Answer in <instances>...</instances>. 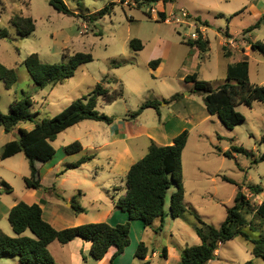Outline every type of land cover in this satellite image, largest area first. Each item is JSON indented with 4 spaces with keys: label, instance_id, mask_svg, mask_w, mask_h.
Segmentation results:
<instances>
[{
    "label": "rangeland",
    "instance_id": "obj_1",
    "mask_svg": "<svg viewBox=\"0 0 264 264\" xmlns=\"http://www.w3.org/2000/svg\"><path fill=\"white\" fill-rule=\"evenodd\" d=\"M64 1L77 15L59 12L49 0H0V24L9 31L7 38H0V62L17 72V82L11 89L0 80V112L8 113L12 101L30 94L31 111L39 112L36 118L52 117L73 100L91 93L99 82L110 90H122L123 96L110 104L102 97L98 100L97 109L112 116L113 125L85 120L59 134L54 143L56 154L52 162L60 161L61 169L64 162L92 157L81 167L67 170L63 183L54 180L53 174L45 176L46 185L55 181L61 189L52 202L71 210L69 198L77 196L82 207L94 211L109 205L112 199L117 201L126 187L127 169L142 154L134 151L132 157L116 163L114 155L126 145V140L110 143L113 132L123 131L130 136L131 142V138L140 136L139 144L147 147L149 141L145 135L148 131L156 132L153 129L157 127L161 144H164L165 137L194 127L196 122L197 127L188 129L190 137L183 153L185 203L205 221L218 226L226 216V202L221 201H227L228 193L234 187L224 181L223 176L243 185L251 201L259 203L264 198V190L253 195L247 185L261 184L264 188V160L261 159L264 153V102L256 100L252 107L238 105L237 110L245 120L230 129L218 115L208 112L203 96L193 92L194 85L185 82L184 78L197 72L200 79L220 84L226 80L228 63L247 59L251 81L264 84V53L253 50L250 44L256 40L264 41V19L260 27L246 31L262 18L264 0H174L165 5L166 11L162 2L141 5L135 0ZM107 5H112L110 12L96 20L90 19L91 14ZM182 8L191 16L190 23L180 25L174 20V14ZM161 12L166 13V21H157ZM237 12L240 13L235 15ZM16 15L32 16L36 30L29 36L20 37L12 22ZM193 32L209 39L205 53L184 42L192 39ZM133 38L142 40L143 50L136 52L130 47ZM76 52H90L94 60L81 65L64 83L43 89L37 87L23 64L32 53H38L43 62L60 63L66 60L64 54L70 56ZM227 53L230 56H226ZM157 58L162 62L153 69L149 63ZM175 93H181L183 97L171 103L164 101ZM147 100L161 101L162 120L154 108L145 109L136 118L131 117ZM21 126L30 129L34 123L23 122ZM19 135L18 126L6 133L0 125V152L7 140ZM76 140L83 144L84 150L62 160L64 146ZM234 146L243 147L248 153L236 152ZM226 150H232L235 157L225 156L223 151ZM28 169L27 159L23 160L21 156L15 160H0V228L12 236L15 233L4 212L13 202L23 199L28 189L22 173ZM59 175L63 177L61 173ZM2 179L11 183V193L2 186ZM174 190V186L169 190L168 206ZM165 209L172 216L170 208ZM166 221L173 232L149 231L150 250L156 244L159 249L170 246L179 250L193 245L199 238L193 215L189 220L173 217ZM138 235V230L131 229L132 247ZM234 239L221 246L228 260L212 264H243L250 259H254L255 264H264V259L252 255L250 242L240 236ZM137 262L146 261L137 258ZM0 264H18V261L14 257H2ZM150 264H166L165 257L154 258ZM170 264L178 262L172 257Z\"/></svg>",
    "mask_w": 264,
    "mask_h": 264
},
{
    "label": "trees",
    "instance_id": "obj_2",
    "mask_svg": "<svg viewBox=\"0 0 264 264\" xmlns=\"http://www.w3.org/2000/svg\"><path fill=\"white\" fill-rule=\"evenodd\" d=\"M139 4L174 2V0H135ZM50 4L59 12L68 15H77L64 0H49ZM113 5V4H112ZM111 5V6H112ZM106 7L91 14L90 19L96 20L110 12ZM240 12H237V15ZM152 18L151 14L148 13ZM160 20L166 21V13H160ZM264 14L256 23L246 29L247 32L261 26ZM12 22L20 37L29 36L36 30V21L32 16L16 15ZM208 23V22H207ZM9 31L0 24V38H7ZM196 46L202 53L208 50L209 40L199 37L197 40L184 41ZM253 50L264 53V41L250 42ZM130 47L139 52L144 49L141 39L133 38ZM230 56V54H226ZM65 61L60 63L43 62L38 53L30 54L23 62L27 67L34 83L43 89L50 85L64 83L73 77L78 68L94 60L90 52H76L70 56L64 54ZM162 62L161 58L150 61L149 66L157 69ZM0 80L4 81L7 89H11L17 82V72L13 67H7L0 62ZM185 82L194 85L193 92L203 96L207 110L212 115H218L227 128H234L245 120V116L237 110V106L245 104L253 106L256 100L264 102V84L254 83L250 79V63L241 59L228 65L226 80L220 84L202 80L197 72L188 74ZM123 96L119 89L110 90L99 82L94 90L78 99L73 100L61 112L52 117L36 118L38 111L32 112V97L25 94L22 99H15L9 106L6 114L0 112V125L10 133L17 125L23 122H33L31 129L20 128V135L3 145L0 157L2 160L24 152L30 167V175L25 177L27 187L40 189L42 185L41 169L53 159L56 148L53 142L58 135L68 128L85 120L114 122V118L97 109L100 97L110 104ZM181 93L173 94L166 103L180 100ZM147 108H154L162 116L161 101L147 100L131 114L136 118ZM190 131L183 130L173 140L172 144L162 145L151 140L147 153L134 162L126 175V194L121 196L116 205L129 213V220L125 223L112 225L108 222H90L63 229L55 228L43 216V209L39 203L19 201L9 211L8 220L15 235H9L0 228V258L15 257L20 264H60L49 249V245L58 240L62 244L81 237L91 241V255L93 258L103 259L111 247H116L113 259L121 255L130 245L131 221L141 220L146 227L153 225L156 219L160 220V228L165 225L166 203L169 190L174 186L175 192L171 195L170 210L173 217L189 220L193 215L195 231L201 242L185 247L182 250L180 264H208L216 257L219 247L236 237H242L253 244L252 254L256 258L264 259V198L261 203L252 202L244 191L243 185L235 180L223 178L236 184L238 192L232 206L227 207L224 220L216 226L205 221L196 210L185 203V185L183 171V153L189 141ZM84 149L83 144L76 140L64 147L68 154L79 153ZM234 151L248 153L243 147L234 146ZM229 158H234L232 150L223 151ZM92 156H83L76 162L67 163L64 172L76 169L87 163ZM264 160V153L262 155ZM258 161V160H257ZM3 185L11 192V185L2 180ZM247 188L253 195H259L264 190L261 184H249ZM79 194H82L80 191ZM71 206L76 213L85 211L77 196L71 200ZM30 231V234L27 232ZM167 251V248H163ZM149 254V247L145 241L140 242L136 250V257L145 259ZM243 264H255L250 259Z\"/></svg>",
    "mask_w": 264,
    "mask_h": 264
},
{
    "label": "crops",
    "instance_id": "obj_3",
    "mask_svg": "<svg viewBox=\"0 0 264 264\" xmlns=\"http://www.w3.org/2000/svg\"><path fill=\"white\" fill-rule=\"evenodd\" d=\"M163 5H164L165 11H166V6H165L164 3H163ZM234 62H236V61H234ZM229 64L230 63H228V65ZM228 65H227V69H228ZM160 120H162V116H161ZM113 123H112V125H113ZM197 125H198V123L195 122L194 125H193L194 127H190L188 129L191 131L192 129L197 127ZM17 126L19 127V129L20 128H24V127L21 126V123L19 125H17ZM153 130H155L156 132L148 131L147 134L145 135L146 138L149 141L147 143V147H146V145L143 146V144L142 145L139 144L138 140L140 139V136H135L134 138H131L132 139V142H131L130 141V136H128L123 131H121V132H119V131L113 132L112 135H111L112 140L110 138V141H109L110 143H116L119 140H122V141L126 140V145L124 147H122V149H120L118 151V153H115V155H114V157H117L116 163L117 162L120 163L121 160H125V159H128L129 157H132V155L135 153L134 151L141 152L140 154H142V155H140L139 159L142 158L147 153L149 145L151 143V140H155L157 143L160 142L159 144H161V140L159 139V136H158L159 135V133H158L159 131H157V127L154 128ZM158 130H159V128H158ZM180 132H181V130L177 131L176 133H174V134H172L170 136L165 137L167 140L162 145L172 144L174 138ZM13 139H16V138L12 137L11 140H13ZM11 140L10 139L7 140L4 144H6L7 142H9ZM55 141L53 142V144L55 143ZM134 141H135V143H134ZM130 142L134 144V146H133L134 148L131 147ZM145 148H147L146 151H144ZM69 155L70 154L65 152V156H64V158L62 160H65ZM20 156L23 158V160L27 159V157H26L24 152L17 153L16 155H14L12 157H9V159L10 160L11 159L15 160V159L19 158ZM234 156H235V154H234ZM6 159H8V158H6ZM6 159H4V160H6ZM0 160H2L1 157H0ZM52 160L49 161L48 163H46L43 166V168L41 169L43 187L40 188V189H33V188L27 187L28 190H26L24 192L25 194H24L23 199H18L16 202H13L10 206L6 207V211L4 212V214L7 215V217H8L10 209L16 203H18L19 201H25L27 203H39L41 205L42 209H43L44 218L48 222H50L57 229H63V228H66V227L77 226V225L90 223V222H103V221L108 222V223H110L112 225H116L118 223H125V222H127L129 220V213L126 212V211H123L120 208H118L117 205H116L118 199L121 196L126 194V188L121 193V195L118 197L117 201L115 199H112V202H110L109 205L106 204L105 207H100V208H98V209H96L94 211H90V210L85 208V211L80 212V213H76L74 211V209L65 210L62 207L60 208L59 204L52 202L54 200L53 196H56L57 194H59L61 189L58 188L57 182H55V181H53L51 183V185H46L45 182H44L45 176L47 174L48 175L49 174H53L55 176L54 180H60L61 183L65 182L66 181V175H65V172H64V167L67 164L66 162L62 163L63 164V168L61 169V167L59 166L60 165V161L58 163H53ZM27 161H28V159H27ZM134 162H136V161H134ZM28 166H29V162H28ZM129 168L127 170H129ZM55 170H57V171L59 170V172L55 173ZM60 173L63 175V177L61 175H59ZM29 175H30V170L29 169L22 173V178L24 179V182H25V177H28ZM2 180H5V179H2ZM223 180L226 181L224 178H223ZM6 182H8V181H6ZM8 183L11 185L10 182H8ZM229 183L234 185V187L228 193L227 201L226 200H222L221 201L222 203H223V201L226 202L225 203L226 204L225 205L226 214H227V207L233 205L234 199H235L236 194L238 192V186L236 184L232 183V182H229ZM2 186L9 193L12 192V191L10 192L3 185V183H2ZM11 187H12V185H11ZM114 187L117 188L116 185H114ZM48 189H53V190H48ZM175 190H176V188H175ZM175 190H174V192H175ZM172 194H173V192L171 193V195ZM69 200H71V198H69ZM261 201L259 203H261ZM166 207L170 208V206H168L167 203H166ZM166 212H167V215H166V218H165V225H164L163 229H159L160 228V220L159 219H156L154 221L153 225L150 226V227H146L141 220H132L131 221V229L133 231L138 230V234H140V235L137 236V239H136L135 244H134L133 247H132V244H130V246H128L125 249V251L121 255L116 257L115 259H113V255H114V253L116 251V247H114V246L111 247V249L109 250V252L106 254V256L103 259L97 260V259L93 258L92 255H91V244H92L91 241H88V240L83 239L81 237H77V238L69 241L66 244H62L58 240H55L49 245V249H50L51 253L53 254V256L55 257V259L60 264H139L137 262V258L138 257H136V250L138 248V245L142 241H145L147 243L148 247H149L150 244H149V241H148V238H147V234H148L149 231H151L152 229H154L156 231V229H157V230L166 231V232H173L172 227H169V224L166 221L168 219L170 220L173 217L170 216V213H169V211H167V209H166ZM222 220H224V219H221V221ZM64 221H68L69 223L65 225V223H63ZM12 230H13V228H12ZM27 234H29V232H27ZM198 239L200 240V238H198ZM198 239H195L193 241L194 244H199L201 242V240L199 242ZM234 240L235 239H233L231 241H234ZM226 243L222 244L221 246L225 245ZM221 246L216 251V257L214 259L210 260L208 264H212V263L218 262V261H222L223 262V261H227L228 260V257H226V255H224L222 253ZM165 247L167 248L166 252L163 249L164 247L162 249H159V246L157 244L154 246V248L152 250H150V247H149V254L144 259L146 262L142 263V264H150L152 259L157 258L159 256L165 257L166 264H170V262L172 261V257H174L175 262H178V264H180L182 250L184 248L181 247L178 250L175 247H170V246H165ZM252 248H253V244H252ZM252 248H251V253H252ZM14 259L15 260L17 259L18 264H20L18 258L14 257ZM139 259H141V258H139Z\"/></svg>",
    "mask_w": 264,
    "mask_h": 264
},
{
    "label": "built area",
    "instance_id": "obj_4",
    "mask_svg": "<svg viewBox=\"0 0 264 264\" xmlns=\"http://www.w3.org/2000/svg\"><path fill=\"white\" fill-rule=\"evenodd\" d=\"M178 13V14H177ZM176 14H174V20L177 24H188L190 23V13L185 9H180ZM193 40L199 39L196 32H193L190 36Z\"/></svg>",
    "mask_w": 264,
    "mask_h": 264
}]
</instances>
